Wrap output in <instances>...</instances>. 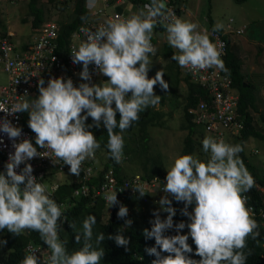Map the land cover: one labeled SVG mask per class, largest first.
I'll list each match as a JSON object with an SVG mask.
<instances>
[{
	"label": "clouds",
	"instance_id": "clouds-1",
	"mask_svg": "<svg viewBox=\"0 0 264 264\" xmlns=\"http://www.w3.org/2000/svg\"><path fill=\"white\" fill-rule=\"evenodd\" d=\"M84 6L94 14L103 9L101 14L109 18L110 13L106 12L109 0H85ZM143 8L129 17L110 19L95 31L83 24L79 32L85 33L86 40L80 43L78 38L76 43L69 44L64 63L58 52L47 53L37 46L47 23L37 29L34 41H25L29 44L24 50L18 48L24 42L17 43L13 38L12 54L5 61L22 60L25 65L20 75L35 72L33 84L26 91L23 87L9 86L11 75L0 62V70L7 76L6 82L0 84V100H3L4 92L11 91V101L6 102L14 103L9 108L0 102V113H28L27 123L31 130L19 127L20 123L15 126L7 118L0 120V133L12 141L14 149L5 165L6 172L0 173V231L6 229L13 236L25 231L37 232L50 250L48 260L42 262V253H39L40 257L36 255L39 248L30 245V252L21 264H101L105 257V250L100 247L105 240L104 233L96 235L93 242V229L97 223L94 215L83 220L80 230L74 222L69 223L77 233L75 242L82 241L79 250L69 253L67 241L61 239L62 224L66 221L63 207L51 197L47 186L37 181L34 169L28 163L49 152L56 158L51 160L53 164L62 162L69 166L71 175L79 177L81 174L84 185L94 189V197L104 208L101 212L103 220L107 221L115 214L120 231L108 235V240L130 251V238L123 231L144 229L145 239H154L155 245L145 249L148 255L155 257L151 264H246L250 254L244 252L247 240L249 237L255 240L260 235L259 224L253 216L259 217L264 228V198L259 196L253 204L245 194L254 187L255 180L239 155L243 146L228 143L239 136L244 121L236 110L239 94L231 93L235 88L224 63V54L210 39L209 28L200 29L198 23L176 17L175 12L167 7L166 0H151ZM158 26L166 29L168 44L177 50L171 60L181 68L194 73L215 68L227 73L226 77L218 79L219 70H216L212 77L219 80V85L214 87L215 93L221 87H232L226 93L236 96L232 117L229 127L218 125L214 117L217 112L215 98L209 105L215 110L205 112L204 119L198 116L201 127L211 135L202 140L204 162L191 154L180 155L167 171L164 183L157 177L159 175L144 176L143 168H139L140 172H128L129 175L119 179L113 163L126 168L123 165L126 157L122 134L139 121L141 112L160 102L161 96L154 91L157 85L165 92L169 89L163 71L156 72L153 78L148 75L152 64L150 56L156 54L151 41ZM224 27L218 22L212 31L225 32ZM227 28L228 32L238 29L231 25ZM6 33L7 37L14 36L10 29ZM52 55L56 57L52 58ZM42 56L45 64L39 69L36 61ZM70 59L73 65H82L79 74L82 83L78 86L72 79L74 70ZM90 65L95 66L97 75L106 78V83H92ZM34 91L38 94L34 99L15 102L19 95L33 94ZM211 116L216 122L215 127L209 126ZM89 118L91 124L87 123ZM101 122L108 133L109 153L98 150L101 145L90 130L93 127L99 129ZM117 128L119 133L115 131ZM23 130L35 134V145L30 139H22ZM251 138L243 143H248ZM181 140L183 143L184 139ZM0 144H3L2 139ZM38 148L44 151L40 152ZM203 153L209 154L208 160ZM22 164L25 166L18 173ZM84 168L90 170L86 178H83ZM101 170L103 172L99 175ZM98 177L99 182H89ZM55 184L57 187L58 183ZM255 190V193L264 195L263 186L257 185ZM172 200L183 203L180 214L188 218V223H174L177 209ZM151 211L153 216H150ZM170 230L176 234L166 235ZM184 230L186 234H181ZM190 238L195 251L188 242ZM6 243L0 240V246ZM194 255L199 259H193Z\"/></svg>",
	"mask_w": 264,
	"mask_h": 264
},
{
	"label": "trees",
	"instance_id": "trees-1",
	"mask_svg": "<svg viewBox=\"0 0 264 264\" xmlns=\"http://www.w3.org/2000/svg\"><path fill=\"white\" fill-rule=\"evenodd\" d=\"M116 0H109V6L120 8V5L115 4ZM130 4V9L127 10L124 16H131L135 13H138L142 5L145 3H150L151 0H127ZM212 1L214 0H205V11L209 31H212L214 26V20L211 15L212 11ZM240 2H246L247 0H237ZM85 0H64L65 7L71 10V13H67L65 16L68 18L66 20H59L55 23V37L51 42V48L61 59V62L64 63L67 58V53L69 50L70 43H76L78 39L77 33L79 29L83 26L84 22L93 23L99 25V21L93 20L90 18L89 11L84 6ZM189 0H167L166 4L169 8V4H188ZM207 3V4H206ZM1 6V5H0ZM28 7L30 14H33L32 25L34 29H40L44 22L43 10L40 6L37 5V0H29ZM116 10V9H115ZM178 16L180 14L179 9L177 10ZM222 15V13H221ZM108 16L104 15L101 18L100 22H105L109 20ZM234 17V16H233ZM83 18V19H82ZM229 17H227L228 19ZM226 19V20H227ZM4 20L0 17V38L7 36V29L3 26ZM5 23V22H4ZM6 24V23H5ZM235 25L234 18L228 19L227 25ZM7 25V24H6ZM255 25V24H254ZM234 27V26H233ZM246 27V26H245ZM264 26H254L253 31L258 32L262 31ZM247 29V28H246ZM156 31H163L162 26H158L154 30L153 38L151 43L156 48V54L153 56L156 58V61L164 63L162 71L164 73V79L169 84V89L165 92L159 85L154 88L155 94L161 96L160 104L165 105L167 103L170 108L169 111L162 109H155L154 106H150L140 113V119L138 122L133 123L127 131L122 135L124 138V157L125 161L130 162L131 164L140 165V168L144 169L143 175L150 178L153 174L159 175L157 177L162 179L164 183V178L167 175V166L164 164L162 154L155 150L152 152L151 144H149V129L153 127H165L167 123V117L171 116L173 113L181 114V124L176 129L184 130L185 136L183 140L182 150L179 152L180 155L191 154L197 157V153L203 152L202 140L205 136H211L208 134V131L201 127V123L197 121L198 116L203 118L202 112H207L208 110H215L214 108H209V105L212 104V100L215 98L216 93L214 87L219 85L216 79H213V74L216 70L219 69H206L198 72H191L189 69L181 68L177 62L171 60L173 53L177 52L176 49L170 47L167 41L164 40V43L160 46L158 44V37L155 34ZM221 38L223 39L225 46L221 50V53L224 54V63L227 67L228 74L232 79V85L235 90H231L232 87L228 88L221 87L219 93L225 95L229 90L234 95L239 94V98L236 105V110L238 116L240 115L244 121V128L241 130L239 136L234 138L233 142L230 144H241L244 149L243 141L247 140L249 137H252L256 140L264 141V96L260 95L258 89L248 82H246L245 76L241 72L242 60L240 54L236 47L237 44H232L227 39V34L220 30ZM164 37V35H163ZM11 42H13V36L8 37ZM29 43H24L18 46L19 49H26ZM152 57V56H150ZM153 58V59H154ZM74 69H77V72L73 75V82L78 86L82 83L80 79V69L82 65H74ZM92 68V65L89 66V70ZM73 71V69H72ZM80 71V72H79ZM156 72L150 70L148 75L149 78H153ZM227 76V73L219 70L218 79H223ZM94 84L106 83V78L101 75H95L92 77ZM246 84V86L243 85ZM37 92L34 91L33 94L28 93L27 95H19L15 102L18 100H32L37 97ZM19 127L29 130L28 127V113H19ZM172 117V116H171ZM170 117V118H171ZM117 119H119V114H117ZM88 124L92 123L91 118L87 121ZM261 123V124H260ZM93 134L96 136L101 147L100 151L109 153L107 150L108 143V133L106 128L101 122V127L99 129L93 127L90 129ZM119 133V129L115 130ZM35 145V138L32 140ZM243 159V162L250 174L254 177L255 185L247 193L248 198H250L253 204L259 200V196L255 193L257 185L264 187V166L260 167L253 164V162L248 159L244 150L239 154ZM207 160L209 155H206ZM163 162V165H162ZM109 163H107L108 165ZM113 168L115 175L121 179L123 176L129 175L128 172L133 171L131 167L129 170L124 168L122 164L119 166L113 163ZM150 165L149 167H146ZM105 166V163L102 164ZM47 168H45L46 170ZM50 168L49 171L45 172L44 184L51 186L53 183L49 182L55 173L58 172H67L59 171V169ZM52 171V173H51ZM103 171L101 170L98 174L101 175ZM51 173V174H50ZM75 177V176H74ZM97 183L100 181V178H93L89 182ZM50 195L56 202L63 207L64 216L66 221L62 224V230L60 232V237L62 240L67 241V248L69 253L79 250L82 246L81 243L75 242V235L77 234L69 227V223H75L77 229H82V222L88 215H94L96 217L97 223L93 229V242L95 236L99 233H104L105 240L102 242L100 247L105 250V257L101 261V264H151L152 260L155 257L150 256L145 251L146 248L153 247L155 245L154 239L146 240L143 231L130 229L123 231V234L130 238L129 249L130 251H125L123 247H117L114 241L108 240V235H115L117 231H120L118 228V219L115 214H112L111 219L107 221L103 220L101 212L104 209L100 200L94 197V189L91 187H86L84 185L83 179L81 177H76V179L70 181L68 178L62 180L59 178L58 186L55 190L50 192ZM148 207V204H145ZM172 205L177 209V215L173 218L174 223H179L184 221L188 223V218L180 214V209L184 207L183 203H177L175 200H172ZM117 206H114L116 209ZM191 211V207H189ZM147 213V212H144ZM152 211L150 216L152 215ZM253 218L259 224L258 231L260 235L254 240L251 237L247 240V247L244 249V252L250 253L248 255L246 264H264V248L262 244L264 243L263 235V226L260 222L259 217L253 216ZM150 230V229H149ZM174 230H170L166 235H175ZM181 234H186L185 230ZM0 240L7 241L6 245L0 247V264H21V261L28 254L25 250L27 244L31 243L33 245L39 246V251L42 253L40 257L42 262L47 261L50 255V250L47 249V246L44 245L43 241L40 239V236L37 232L34 231H25L19 236H13L6 229L0 231ZM189 244L192 245L193 251H195V245L192 243L191 238L189 239ZM193 259H199L197 256H192Z\"/></svg>",
	"mask_w": 264,
	"mask_h": 264
},
{
	"label": "rangeland",
	"instance_id": "rangeland-1",
	"mask_svg": "<svg viewBox=\"0 0 264 264\" xmlns=\"http://www.w3.org/2000/svg\"><path fill=\"white\" fill-rule=\"evenodd\" d=\"M28 1L29 0H0V17L7 24L6 25L3 22V26H5L7 30L10 29L14 33L13 38L17 43L34 41V37L37 33V29H34L32 25L34 15L30 14L29 12ZM37 5L40 6L43 10L44 22L42 25L46 23L55 25V23H57L59 20H66L68 17L65 15L67 13H71V10L65 7L64 0H37ZM181 6L184 7L185 4H181ZM108 7V9L106 8V12L108 11L110 13V16L113 15V11L115 9H120L111 6ZM120 11L123 13V10ZM189 11V8H186L185 14L180 12L178 18L182 19L184 14L182 20L194 22L192 17L187 16V13ZM212 13L213 15L222 13V15H219V18L221 19V23H223L224 25H226L227 17L231 15H234V17H236L237 21L239 22H242L250 15H253L254 18H257L256 21H258L261 26H264V0H247L246 2H240L237 0H214L212 1L211 14ZM89 14L91 19L97 20L99 22L103 17L101 13L94 14L93 12H89ZM199 19L200 21H203L204 17L200 15ZM51 28L52 26L49 25V29ZM163 30L167 35L166 29L164 27ZM257 31L258 32L256 33H258L259 35L262 34V31H259V29H257ZM155 34L159 38L158 44L160 46L162 45V42H164V40L167 41V39H164L163 37V31H156ZM153 58V56L150 57L152 61L150 70L154 72L162 71L164 63H160L159 61H156V58ZM6 80V74L2 70H0V84L5 83ZM154 107L155 109H162L166 111L170 110L167 103L165 105H161L159 102ZM171 116L167 117V123L165 127H153L149 129V144H151L152 146L151 150L152 152H156L155 150H157L162 154L164 164L166 163L167 166V171L170 170L174 160L179 157V152L183 145L181 139H184L186 132L184 130L182 131L180 129H176L181 124V114L173 113ZM224 139H226V137ZM233 140L229 141L228 143H232ZM201 154L197 153V158L204 162V157ZM244 154L253 162V164L263 167L264 141L251 138L248 143L245 142L244 144ZM203 155L206 156L209 154L203 153ZM100 156L104 158V155L102 153L100 154ZM123 165L127 169H130L132 167L136 172H140V167L136 164L133 165L131 163L124 162ZM58 169L59 171L68 172L55 173L54 177L49 180V182L53 183L51 186H48L49 193L56 187L55 182L58 183L59 178H61L62 180L68 178L70 181L76 179V176L74 177V175L70 174L69 166H62V168ZM42 183H44L43 180ZM256 194L261 198H264V195L261 192H257Z\"/></svg>",
	"mask_w": 264,
	"mask_h": 264
},
{
	"label": "built area",
	"instance_id": "built-area-1",
	"mask_svg": "<svg viewBox=\"0 0 264 264\" xmlns=\"http://www.w3.org/2000/svg\"><path fill=\"white\" fill-rule=\"evenodd\" d=\"M166 2H167V0H166ZM145 4H148V3H145ZM144 5H142V7L138 11V13L140 11L144 10V8H143ZM105 6H107V3H105ZM182 7L183 6H181V5L179 6L178 4H174V5L169 4V9H172L175 12L176 17H178L177 10L179 9V11H182ZM95 12L96 13H102L103 9H98ZM135 14H137V13H135ZM117 16L122 17V18L126 17V16H124V13H122L121 11H113V15L112 16L109 15V20L115 19ZM127 17H129L128 14H127ZM99 23H100L99 25L94 24L95 25L94 26L93 23L85 22L84 25H85V28H88L91 31H95L99 27L106 25V23L102 22V21ZM49 25L52 26L51 29H49ZM55 27L56 26L53 24H46L44 27L43 33H41V35L38 38L37 46L43 48L44 51L47 53L52 52L51 42L55 37ZM228 27H230L229 24H228ZM243 30H244V28H238V29H235V32L239 34V33H242ZM208 33L210 35V39L212 40V42L217 44V47L219 48V50H222L225 46V43H224L223 39L221 38V34L219 32L213 33V31H210ZM77 37L79 38L80 43H82L86 40L85 33L81 32V31L79 33H77ZM221 45H222V47H221ZM12 51H13V45H12V42L9 40V38L7 36L2 38V39L0 38V62L4 64L5 70L7 72H9V74L11 75V82H10L9 86H11L13 88L23 87L24 91H26L27 87L33 84V78H34L35 72L29 71V72H26V73L20 75L21 72L24 71V65H25L22 60H19L18 62L13 61V60L12 61L11 60L5 61L12 54ZM55 57H56L55 55H52V58H55ZM69 58H70V55H69ZM44 64H45V60H44L43 56L40 57L36 61V65H37L36 67L39 69L43 68ZM70 64L72 66H74L73 63L71 62V59H70ZM57 66H58V63H57ZM73 70H74L73 73L75 74L77 72V70L74 68H73ZM89 71H90V74L92 75V77L96 75V69H95L94 65H92V68ZM189 71H191V70H189ZM191 72H193V71H191ZM92 80H93V78H92ZM11 95H12L11 91L4 92L3 100H0V102L6 103V106L9 108H11V106L14 104V103L12 104V103L6 102V101H11L10 100ZM235 100H236V96H232L229 94L223 95L219 92L216 93L215 106L217 108V112L214 115V117L216 118L218 125H222L223 127H229V120L232 117L231 113H232L233 106L235 104ZM202 114L205 115V112L203 111ZM17 117H18V119H17ZM214 117L211 116L209 119V121H210L209 126L211 125L210 127L216 126V122L214 120ZM4 118H7L8 120H10L15 126H18L19 120H20V115H19V113L15 114V115H6L5 113H0V120H2ZM34 136H35L34 133H33V135H31L26 130H23L22 139L27 138V139L33 140ZM0 139L3 140V144H0V173H4V172H6L5 165L8 162L9 154L12 153L14 151V149L11 146L12 141H10L6 135H4L3 133H0ZM38 151L43 152L44 149L38 148ZM55 159L56 158L54 157V155L49 152L46 156L42 155L41 157L34 158L33 160L28 162L32 165V167L34 169L33 175L37 178L38 182L42 183V180L44 181L45 172L49 171L50 168L55 169L57 167L62 168V166H67V165H63L62 162H58L56 164H53L51 160H55ZM24 166L25 165L22 164L20 166V168L17 169V172L19 173L23 169ZM48 166H50V167H48ZM45 168H47V169L45 170ZM82 171L84 172L83 178H86L90 172L89 168H84ZM80 176H81V174H80ZM21 187H23V186H21ZM30 245H31V248H39V246H37V245H33L31 243L27 244L26 250H27L28 254L30 252V247H29ZM39 253H40V251L36 253V255L38 257H39Z\"/></svg>",
	"mask_w": 264,
	"mask_h": 264
},
{
	"label": "crops",
	"instance_id": "crops-1",
	"mask_svg": "<svg viewBox=\"0 0 264 264\" xmlns=\"http://www.w3.org/2000/svg\"><path fill=\"white\" fill-rule=\"evenodd\" d=\"M115 4L120 5V10H124L123 12L134 10L130 9V4L127 0H116ZM184 4L185 6L182 7L181 13L185 14L186 8H189L190 11L187 13V16L192 17L193 21L200 25V29L208 28V20L205 11H203L205 8L204 0H189L188 4ZM200 15L204 17L203 21H200ZM211 15L214 20V25L218 22L221 23V19L219 18L221 13L217 15H213L212 13ZM233 16L234 15H231L228 18H234L235 25L232 26H234V28L244 27V31L240 34L228 32L226 25H224L225 27L223 29L227 34L228 41L233 45H238L236 49L242 60L241 72L245 76L246 82L253 84L258 89V92H260V95L264 96V31L262 30L261 35L253 31L254 26H261V24L256 21L257 18H254L253 15H250L242 22L237 21V18ZM228 19L226 20V24ZM163 35L164 39H167V35L165 33H163ZM157 41L159 42V38Z\"/></svg>",
	"mask_w": 264,
	"mask_h": 264
}]
</instances>
